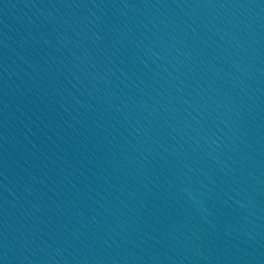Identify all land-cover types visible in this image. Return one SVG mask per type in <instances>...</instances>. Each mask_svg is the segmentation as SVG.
<instances>
[{
  "label": "water",
  "instance_id": "95a60500",
  "mask_svg": "<svg viewBox=\"0 0 264 264\" xmlns=\"http://www.w3.org/2000/svg\"><path fill=\"white\" fill-rule=\"evenodd\" d=\"M0 264H264V0H0Z\"/></svg>",
  "mask_w": 264,
  "mask_h": 264
}]
</instances>
